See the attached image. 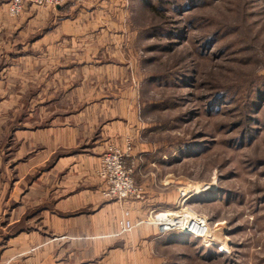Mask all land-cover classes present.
<instances>
[{"label":"rangeland","instance_id":"1","mask_svg":"<svg viewBox=\"0 0 264 264\" xmlns=\"http://www.w3.org/2000/svg\"><path fill=\"white\" fill-rule=\"evenodd\" d=\"M32 9L19 17L8 9L16 23L0 28L10 52L26 58L25 91L19 101L11 91L10 118L36 129L38 141L35 176H26L37 179L35 201L29 193L20 221L4 224L12 223L10 236L36 229L37 237L18 254L2 237L0 264H264V0H79ZM38 39L55 43L34 50ZM50 132L70 145L58 140L49 150ZM103 133L98 160L86 155L83 147L95 154ZM108 156L120 159L135 193L108 196L113 171L100 174ZM80 191L87 206L61 204ZM97 197L121 208L93 220ZM166 213L205 219L207 241L166 237L157 221ZM118 218L116 237L134 246L104 256L117 239L104 233ZM152 226L163 234L158 245L143 238Z\"/></svg>","mask_w":264,"mask_h":264},{"label":"crops","instance_id":"2","mask_svg":"<svg viewBox=\"0 0 264 264\" xmlns=\"http://www.w3.org/2000/svg\"><path fill=\"white\" fill-rule=\"evenodd\" d=\"M6 2H9V0H0V28L2 29H8L11 27L10 23H16V21L12 20L8 15V3ZM27 8L33 10V7L27 6L24 11H26ZM22 26H24V24ZM2 37V32H0V38ZM15 42L16 41H14L13 43ZM54 43V39H38L33 44V49L36 50L37 45L39 44V46L42 45L45 48L48 47V50L50 51V46ZM39 52L40 56H42L41 51ZM20 54L21 53L10 52V39H0V242L3 239L2 237L7 235L6 238L8 239L10 245H8L5 250H16L17 254L20 253L19 246L23 245L24 241L32 240V238L37 237L36 229L28 231V233H26L25 230L19 231L10 236V232L8 233L7 231H9V225H11L12 223L8 222L6 226L4 224L6 220H15L16 222L20 221L18 215H20L24 208L22 204L25 203V198L30 193V196L28 198H31L33 196L32 200L35 201V193L37 189L36 177L32 180H29V182H26V176L34 177L37 169V130L25 129V127H20V119L16 118L15 116L13 119H11V116L9 115V103L11 100V96H13L10 95L11 91L16 92L15 95L17 96V101H19L20 97L22 96V94L19 93H24L26 87L25 80L24 78H22L24 70L20 68V65L25 62L26 58L24 57V55ZM44 56L46 58L49 56L50 59L51 53L46 52ZM33 57L34 59L37 58V54L35 53ZM20 80L22 81L20 82ZM52 133L53 132L48 133L45 137L48 138ZM53 134L56 137H51L52 141L49 142V144L48 142L44 143L49 148V150L53 149L54 146H57L59 142L61 143V145H70L69 140L67 138H64L62 133ZM105 136L107 135H105L104 133L102 134V136H98V138L100 137L102 139L94 143V152L100 150L102 151L103 144L108 141V137ZM58 140L60 141L58 142ZM83 148L88 149L86 155L95 156V159L98 160L99 154H97V152L95 154L88 153L90 152V146H86ZM26 153L27 155H25ZM28 155L29 157H27ZM84 163L87 164L88 162L86 161ZM60 164L63 165L62 162H60ZM84 194L85 191H80L76 194H68V198L62 200L61 204H64L67 208H76L75 205L77 207L87 206V204L91 202V200H88L87 196ZM85 197L87 199H84ZM95 204H97L98 207L95 209V212H93L94 214L89 217L88 215L85 216L83 215V213H80L78 218L76 219L78 220L77 222H85V218L87 217L93 218V220H97L103 218L107 213L117 211L119 210V208H121V205H118V203L111 201L105 202L102 201L100 197H97ZM35 207H37L36 202L33 205V208ZM35 214L36 212L32 215V218H34V220H36ZM122 221V218L120 220L118 218L116 221L117 227L115 231L114 229H111L110 231H107L108 233L105 232L104 236L117 238L116 235L120 231V224L122 223ZM103 231H105V224H103ZM171 233L174 232H169L167 233V235L165 233L166 237L171 235ZM143 234V238L145 235L149 236V239L144 238V240L148 239L149 242H153L156 245L163 241V237L160 236L163 234L153 226L143 231ZM112 243L114 244V246L111 245ZM131 245L132 244H130L127 239L125 240V238L121 240L118 238L112 239L109 247H107L104 251V256H109L111 252H116V248L119 250H126L130 248ZM4 254H0V261H3L2 258L4 257ZM94 262L96 261H91L89 263Z\"/></svg>","mask_w":264,"mask_h":264},{"label":"built area","instance_id":"3","mask_svg":"<svg viewBox=\"0 0 264 264\" xmlns=\"http://www.w3.org/2000/svg\"><path fill=\"white\" fill-rule=\"evenodd\" d=\"M71 1H79V0H10L8 2V9H9V14L12 17H19L24 12L27 6L30 7L59 6ZM106 159L107 160H105L102 163L103 173L100 174L104 178L106 176V171L111 169L113 171V176H111L110 178V184L111 186H113V189L108 194V196L126 198L128 195H130V193H135L133 182L130 180V178L129 179L125 178V173L123 172L124 168L122 166L120 159L111 156H108ZM163 216L166 217V220H160L163 219L162 218ZM192 220L201 221V223L203 221H206L205 219L203 220L195 219L180 214L176 215V214H167V213L161 214L157 218L158 225L163 233H167L171 231H177L183 233L185 229L190 230V227L188 226H192V228L201 227L198 226L197 223H193ZM206 222L202 223L203 224V227H201L202 229L207 228ZM125 228L130 229L131 225L127 223ZM193 231L195 232V229ZM191 235L203 241L206 240L205 237H199L200 234L198 235L196 233H192Z\"/></svg>","mask_w":264,"mask_h":264},{"label":"bare ground","instance_id":"4","mask_svg":"<svg viewBox=\"0 0 264 264\" xmlns=\"http://www.w3.org/2000/svg\"><path fill=\"white\" fill-rule=\"evenodd\" d=\"M161 218V217H160ZM163 219H160V220H166V217H162ZM167 221H169V220H167ZM192 222L193 223H197L198 224V226H201V227H203V224H201L200 222L201 221H196V220H192ZM204 222H206V221H203V223ZM190 223V222H189ZM188 227H190V230L189 229H185L184 230V232L185 233H189V234H192V233H196V234H200V236L199 237H204V235H203V229L201 228V227H198V228H192V226H188ZM195 229V232L193 231ZM205 230L207 231V228H205ZM205 241V240H204ZM207 241V240H206ZM205 241V242H206Z\"/></svg>","mask_w":264,"mask_h":264},{"label":"trees","instance_id":"5","mask_svg":"<svg viewBox=\"0 0 264 264\" xmlns=\"http://www.w3.org/2000/svg\"><path fill=\"white\" fill-rule=\"evenodd\" d=\"M224 94H221L220 96H223ZM221 99V98H220Z\"/></svg>","mask_w":264,"mask_h":264}]
</instances>
